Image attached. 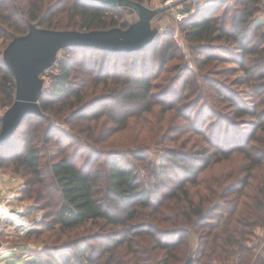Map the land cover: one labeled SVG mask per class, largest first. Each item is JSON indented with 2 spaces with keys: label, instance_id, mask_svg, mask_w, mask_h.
Here are the masks:
<instances>
[{
  "label": "trees",
  "instance_id": "trees-1",
  "mask_svg": "<svg viewBox=\"0 0 264 264\" xmlns=\"http://www.w3.org/2000/svg\"><path fill=\"white\" fill-rule=\"evenodd\" d=\"M130 1L145 5L150 0ZM229 1L231 4L219 1L193 11L191 8L192 12L179 25L198 69L231 58L237 63L232 70L240 73L229 85L208 79L230 115L215 114L214 133L205 134L195 127L190 114L185 116L189 127L213 152L208 161L205 157L191 159L175 150L168 151L166 160L171 159L172 166L177 167L172 173L177 179L145 186L124 156L110 157L102 191L96 189L99 179L92 160L79 166L75 158L64 156L47 164L49 171L45 172L46 154L40 144L45 141L47 145L55 142L61 146L56 141L58 129L50 121L51 112H59L54 109V102L70 108L68 118L84 114L88 105L84 95L89 83L94 89L101 87V95L96 98L115 106L130 105L137 112L133 116L138 117L152 113L160 105L166 111H174L176 100L187 98L185 90L177 85L168 86L160 102L153 93L152 79L167 71L165 68L173 60H183L172 35L162 33L139 52L117 53L89 47L61 51L65 54L52 67L57 71L52 75V85L45 88L40 101L43 116L25 117L11 141L0 147V169H10L34 184L53 180L56 193L53 192L52 216L60 231L102 223L110 228L104 253L103 249L90 258L84 243L70 245L68 249L75 250L72 264H186L189 259L192 264H264V253L259 252L261 237L256 236L257 230L264 233V179L256 182L250 179L253 171L264 164V4L263 0ZM123 15L134 14L88 0H0V103L9 108L16 97V82L4 63L3 52L14 38L27 34L30 25L83 32L127 29L134 22L123 20ZM182 71L181 76L191 73L187 67ZM233 86H244L250 92L236 91ZM247 124L252 126L248 131L244 126ZM239 127L242 131L238 132ZM259 132L263 136L258 137ZM20 136L26 139L22 153L18 146ZM236 153L244 154L249 162L245 169L247 177L226 188H205L206 197L192 200L186 184L197 183L192 178L198 177L199 163L207 166L213 158L214 163L221 162ZM163 188L173 191L167 198L172 197L177 205V214L162 221L169 227L162 230L152 222L134 224L145 217L146 214H141L143 210L158 206L153 204L160 200ZM217 198L223 203L206 215V207ZM13 219H16L13 213L5 215L0 211L1 225ZM191 229L196 230V241L191 238ZM12 264H46V261L41 256Z\"/></svg>",
  "mask_w": 264,
  "mask_h": 264
},
{
  "label": "rangeland",
  "instance_id": "rangeland-1",
  "mask_svg": "<svg viewBox=\"0 0 264 264\" xmlns=\"http://www.w3.org/2000/svg\"><path fill=\"white\" fill-rule=\"evenodd\" d=\"M165 1L150 0L145 2V5L151 9L167 8L169 6H165ZM222 1L231 4L229 0ZM223 10L224 8L221 9V12ZM122 19L128 23H135L138 16L136 14L123 15ZM180 23L181 21L176 19V11L172 8L153 20V26L159 29L162 35L170 34L176 43V38L182 42L177 45L183 53V60L170 62L165 68H168V72L165 71L154 77L152 84L154 86L153 93L159 102L165 97V90L168 86L177 85L179 89L185 90L184 94L187 98L180 102L176 100L177 106L174 111H166V107L160 105L155 107L152 113L138 117L133 116L137 112L130 105L115 106L96 98L101 95V87L94 89V87H90L91 83H89L84 95V97L86 96L84 100H87L88 105L84 107L85 113L81 114L83 116L76 114L72 118H68L70 108L68 106L62 108L61 103L54 102V109L59 112L58 114H55V111L51 112L50 121L55 123V127L58 129L56 133L59 134V137L56 138V141L61 146L55 145V142L47 145L45 141L40 144L43 153L46 154L44 167L47 174L49 171L47 164H52L54 160L64 156L75 158L79 166H86V163L88 164L92 160L95 162L94 174L99 179L96 189L102 191L104 175L108 171L106 165L110 157L124 156L126 163L137 172L142 184L148 186L156 182H167L168 179H177L176 175L172 174L177 167L172 166L171 159L166 160L168 151L175 150L181 155H188L191 159L196 156L205 157L207 161L213 156L208 144L195 133L193 127H189L185 116L190 114L195 120V127L205 134L214 133L215 114L230 115L226 103L217 97L216 91L212 90L208 79L222 85H229L240 73L232 70L233 67L237 68V63L231 61V58L229 61L212 63L198 69L193 54L179 31ZM64 54L65 52H60L58 57H62ZM180 67L182 70L186 67L189 68L191 73L186 76H183L184 73H182L181 76L183 71L179 69ZM56 73L57 71L52 68L43 73L45 87L52 85L51 78ZM185 83H188V86ZM233 87L232 89L236 91L250 92L244 86ZM254 98L252 99L255 100ZM0 108L3 111L8 109L3 103H0ZM106 109L110 110L107 112ZM202 109L203 112H201ZM200 115L201 118H199ZM244 126L247 131L252 128L251 124ZM241 129L239 127L237 131H242ZM261 136L263 134L259 132L258 137ZM25 140L21 136L18 138L21 153L25 149ZM202 151H206V153L202 154ZM213 160L207 166L204 163H199L201 165H199L198 177L192 178L196 179L197 183L186 184L190 197L194 201H199L208 195L205 188L214 190L217 189V186L226 188L229 184L236 183L238 179L247 177L245 169H248L249 162L244 154L236 153L229 160L216 163ZM250 179H253V182H256L257 179H264V164L253 171ZM46 183L34 184L33 180L15 174L10 169H0V207L9 210L17 219L6 223L9 225L0 224V264H12L20 262L21 259H39L41 256L45 259L46 264H72L75 250L68 248L83 243L87 248V256L90 258L95 253L102 252L103 249L104 253L106 250L105 240L110 235V228L105 223L101 225L87 224L67 232L59 230L52 216L55 207L52 200L53 192L56 193L55 185L52 179H47ZM172 193L173 191L167 192L163 188L159 193L160 200H155L153 204L158 205L154 208L159 210L156 213L152 212L155 209L151 207L149 210H143L141 214H146L145 217L138 218L133 223L140 225L144 222H152L162 230L167 229L168 224L162 221L164 218H171L177 214L175 200L172 197L167 198ZM233 197L231 195L230 198L233 199ZM222 203L217 198L212 205L206 207V215ZM27 220L33 223L29 230L23 229V224ZM160 221L163 224H159ZM18 222L22 224L19 225ZM22 231L28 232L23 234ZM195 231L193 229L190 231L193 241H196ZM257 235L262 240L264 233L257 230Z\"/></svg>",
  "mask_w": 264,
  "mask_h": 264
},
{
  "label": "water",
  "instance_id": "water-1",
  "mask_svg": "<svg viewBox=\"0 0 264 264\" xmlns=\"http://www.w3.org/2000/svg\"><path fill=\"white\" fill-rule=\"evenodd\" d=\"M113 8H123L136 14L138 20L127 29L114 28L83 32L77 30H50L30 25L27 34L14 38L3 52V60L16 82L14 103L0 118V147L7 145L17 129L29 115L43 116L40 101L45 91L43 73L55 64L58 55L65 49L89 47L101 51L130 53L139 52L154 43L160 31L153 26V20L187 3L184 0L167 8L151 9L130 0H88ZM191 8L180 9L181 15H188ZM186 264H192L189 259Z\"/></svg>",
  "mask_w": 264,
  "mask_h": 264
},
{
  "label": "built area",
  "instance_id": "built-area-1",
  "mask_svg": "<svg viewBox=\"0 0 264 264\" xmlns=\"http://www.w3.org/2000/svg\"><path fill=\"white\" fill-rule=\"evenodd\" d=\"M178 1L182 2L184 0H166L165 1V6H171V5L175 4V3H179ZM200 1H202V0H188L187 3H190L192 7H195ZM263 4H264V0H263ZM183 9H185V8H183ZM185 16L186 15H181L179 13H176L177 21H182L185 18ZM176 40H177V43L179 45L182 44V42L178 38H176ZM5 112H6V110L3 111L0 108V118H2L4 116ZM259 252H263L264 253V236H263V239L260 242Z\"/></svg>",
  "mask_w": 264,
  "mask_h": 264
},
{
  "label": "crops",
  "instance_id": "crops-1",
  "mask_svg": "<svg viewBox=\"0 0 264 264\" xmlns=\"http://www.w3.org/2000/svg\"><path fill=\"white\" fill-rule=\"evenodd\" d=\"M219 1H222V0H202V1H200L195 7H192L191 6V4L190 3H184V4H182L181 6H179V7H176V8H174L173 10H175L176 11V13H178V11L180 10V9H183V8H192V11L193 10H196V9H198V8H202L203 6H207V5H209V4H213V3H216V2H219ZM179 2V1H178ZM191 11V12H192ZM187 16V15H186ZM185 16V17H186Z\"/></svg>",
  "mask_w": 264,
  "mask_h": 264
},
{
  "label": "bare ground",
  "instance_id": "bare-ground-1",
  "mask_svg": "<svg viewBox=\"0 0 264 264\" xmlns=\"http://www.w3.org/2000/svg\"><path fill=\"white\" fill-rule=\"evenodd\" d=\"M2 209V210H1ZM0 211L3 213V214H5V215H8L9 214V210H6L5 208H2V207H0ZM9 211V212H8ZM19 216H21V215H19ZM10 218L11 217H9V220H10ZM27 219V218H26ZM11 222H12V220H11ZM6 225H9V224H6ZM32 226H33V223H31V222H29L28 220L27 221H25L24 222V224H23V229H31L32 228ZM23 232V234H25L26 232H28V231H22Z\"/></svg>",
  "mask_w": 264,
  "mask_h": 264
}]
</instances>
